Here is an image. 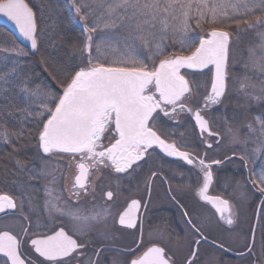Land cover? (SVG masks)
<instances>
[{
	"label": "snow or ice",
	"instance_id": "obj_1",
	"mask_svg": "<svg viewBox=\"0 0 264 264\" xmlns=\"http://www.w3.org/2000/svg\"><path fill=\"white\" fill-rule=\"evenodd\" d=\"M72 4L86 34L79 51L82 55L88 54L87 62L78 70L65 71L54 59L42 57L45 70L60 84V93L46 86L31 87L26 80L13 83L5 78V83H13L20 90L15 95L2 97L0 117L19 112L20 118L12 130L6 123H0V143L11 145L13 152H18L34 142L42 163L53 157L66 161V166L74 169V179L65 190L77 205L82 198L95 197L98 186L103 190L106 181L109 189L102 192L106 201L86 210L61 204V197L53 194L54 189L46 187L44 211L53 222L49 227L47 223L33 225L30 212L25 213L24 200L17 204L16 197L0 194V213L18 210L27 221V226L21 225L18 233L10 227L0 230V264H103L102 252L108 250L105 242L115 237L111 231H97V227L108 229L110 220L113 226L119 224L126 229L141 225V241L134 248L122 250L123 258L114 257L112 264H178L175 254L170 255V249L165 246L151 242L145 248L143 244L144 218L140 209L147 210L152 184L160 175L153 170L150 159L159 148L165 156L178 158L197 169V194L215 208L219 215L216 227H222L220 221L234 225L236 213L231 202L207 194L213 179L211 167L223 161L207 162L206 153L200 156L182 150L190 147L182 139L185 133H180L181 139L171 140L174 130L169 131L167 122L180 125L182 116H190L207 148L213 147L207 137H217L216 142L220 143L222 138L212 130L211 112L229 96L228 61L233 35L240 39L242 32H254L259 43L248 48L244 66L246 69L252 66L264 74V0H72ZM0 14L15 24L34 52L39 51L36 14L26 0H0ZM196 29L202 33L198 44L191 36ZM169 39L172 52L166 43ZM0 52L6 54L5 59L28 55L15 42L0 46ZM209 73L211 87L201 97L200 84L194 77ZM247 80L245 76L239 92L246 101L264 103V82L256 94L248 91L249 87L256 86ZM256 123L260 142L254 151L264 153V117L257 116ZM248 129L249 133L256 132L252 124ZM228 131L233 132L231 128ZM231 142L244 144L238 158L246 168L247 141H240L233 133ZM235 156L233 153L225 160ZM16 166L25 167L19 159ZM141 173L145 176L143 186L148 199L126 198V207L114 214V198L124 194L122 182L126 178L130 183ZM29 174L33 178L51 176L49 183L56 182L54 169L41 168L38 173L32 169ZM201 176L202 183H199ZM250 179L261 194L258 211L264 220V169L258 174L253 172ZM137 190H140L139 181ZM168 195L184 209L181 214L185 226L195 237L189 245L191 255L184 264H196L199 245L209 243L211 225L197 222L171 187ZM241 198L246 200L247 193L242 192ZM28 203L31 205V200ZM61 217L71 220V230L55 224ZM229 230L230 227L224 229ZM255 231L253 225V239L243 245L246 252H238L240 259L255 248ZM97 240L101 244L95 258L86 257L87 250L95 247ZM211 243L219 249L230 250L223 241L213 239ZM260 249L264 257V223Z\"/></svg>",
	"mask_w": 264,
	"mask_h": 264
},
{
	"label": "flooded vegetation",
	"instance_id": "obj_2",
	"mask_svg": "<svg viewBox=\"0 0 264 264\" xmlns=\"http://www.w3.org/2000/svg\"><path fill=\"white\" fill-rule=\"evenodd\" d=\"M208 75L209 80H204V85L202 83V85H200L201 97L206 93V90L211 87V74L209 73ZM218 112H220V106H215L211 112V118L214 121L212 130L216 133L218 132L215 129V115ZM181 119L183 122L180 125H177L172 121L167 122L169 131L174 130V135H172L170 139H181L180 133L183 132L185 133V136L182 137V139H184L190 147L182 150H186L191 152L193 155L198 154L200 156H204L206 153L207 162L217 159L223 161L221 165H212L211 167L213 179L207 194L210 196H221L222 198L229 200L232 204L231 199L227 195L217 191V187H221L222 182H226L224 176L221 177L217 175V171L222 168V165L225 162L229 161L225 160L226 156L220 157L214 154L217 152V148L212 143V140L216 142L217 137H207V142L213 145L212 148H207L206 144L202 140L199 129L195 127V121L192 120L190 116H182ZM206 135L207 134H205V136ZM228 156H233V153ZM238 156L239 155L236 154L232 160L243 163ZM44 163L45 164H41L40 162H37L36 164L35 162V165L33 164L32 166L37 170V172H39L41 168L45 171L54 169L56 182L54 184L49 183L52 179L51 176L37 175L36 178L26 176L22 178L23 182L20 185L22 190H19L16 193L18 198V200H16L17 204H19L21 200L25 201V213L28 214L30 212L33 225L37 222L41 224L47 223L49 227L53 225V222L44 211V204L47 198L45 192L46 187L54 189L53 194L61 197V204H67L69 206L75 205L87 210L92 208L94 205H103L105 203L106 198L103 197L102 192L109 189L106 181L104 182L103 190H101L98 186L95 197L89 196L87 198H82L79 205H77L74 198L70 199L68 191L65 190L66 187H71V183L74 179V169H69L66 166V161L60 160L56 157H53ZM150 163L153 170L157 171L160 175L159 178H156L152 184L151 201L148 204L147 210L145 211L144 208L140 209L144 218V247L146 248L150 246L151 242H157L162 246H165L166 249H170L169 254L171 255L174 253L176 260L179 254H182L185 262L186 258L191 255L189 245L195 237L185 226L184 217L181 214L184 209H182L168 195L169 187H171L181 204L185 206L186 210L195 220H197V222L203 221L204 223L211 225L210 230H212V213L216 216L218 221L219 215L216 214V211L212 208L210 203L201 200L197 194V169H193L190 165H187L186 162L179 160L178 158L165 156L158 148H156L152 153ZM148 175H150V173H148ZM144 179L145 176L143 173H141L138 179H133L130 183L125 178L122 182L124 194L114 198L115 204L112 205L114 214L122 211L123 208L126 207V198L148 199L147 191L143 186ZM165 179L167 180V183L164 182ZM138 181L140 185L139 191L137 190ZM199 183H202V176L200 177ZM188 185H191V187H188ZM112 189L115 190V184L112 185ZM261 198L262 197L259 199ZM29 200H31V205L28 203ZM55 224H62L68 230L72 229V222L67 217L58 218L55 221ZM220 224L223 227H228V225L223 221H220ZM21 225L27 226V221L23 220V218L19 215L18 210H7L5 213H0V230L10 227L12 231L18 233ZM105 230L111 231L115 239L105 242L108 245V250L102 252L103 264H112V259L114 257L122 259V250L129 247L134 248L136 243L141 241V225L139 223L135 229H126L119 224H115L113 226V221L110 220L108 229H104L103 226L97 227V231ZM149 233L152 234L151 238L149 237ZM161 233H163L164 238H161ZM93 239H95L94 234ZM209 240L212 241L211 236H209ZM100 244L101 242L97 240L95 247H90L87 250L86 257L95 258V251L97 248H100ZM207 244L212 246L211 242ZM193 247H195V245H193ZM178 252L180 253L178 254Z\"/></svg>",
	"mask_w": 264,
	"mask_h": 264
},
{
	"label": "rangeland",
	"instance_id": "obj_3",
	"mask_svg": "<svg viewBox=\"0 0 264 264\" xmlns=\"http://www.w3.org/2000/svg\"><path fill=\"white\" fill-rule=\"evenodd\" d=\"M28 1L30 6L33 8V11L34 7L36 8V11L34 12L36 14V21L38 27L37 38L39 39L40 37L41 39H43V45L46 48L47 44L49 43L47 42L48 37L50 38L49 28L52 25L56 16L62 15V13L64 12L60 11L57 6L53 8L54 11L52 12V8L49 6L47 0ZM58 1L59 5L62 4V1L67 4L66 17L68 19H71L73 24L77 25V17L79 18V20L80 17L77 14H74L75 8L72 4V0ZM80 24L83 30V34L81 36L82 42L77 47V70L80 66H82L83 63H86L88 59L87 53H84L82 55L79 51V49L82 47L83 42L86 39L83 24ZM197 30L198 29H196L195 32L191 33L193 41L196 44L198 43L200 38V35L198 34ZM96 39H100L99 34L96 35ZM5 43L8 46H11L13 41L11 39H8V41L5 40L4 42L0 41V46H3ZM166 43L169 45L168 51L172 52L174 49L172 46L171 39L166 41ZM258 43L259 41L256 39L254 32H252L249 38H245L243 32L241 33L240 39H237L236 36L233 35L232 40L230 41V54L228 61L229 96L224 104L219 105L220 112L215 115V129L218 132L219 137H221L222 139L220 140L219 144L212 140V143L217 148V152L214 154L220 157L228 156L232 153H236L237 155H239L244 150L243 143L233 144L231 142L233 133L238 135L240 141H247V167L245 168L242 162H238L236 160H229L225 162L222 165V168L218 169L217 171V175L221 177L224 176L226 181L222 182L221 187H217V191L224 195H227L231 199L234 207V212L236 213V222L232 226L216 227V223L218 220L216 216L212 213V230H208V235L212 237V240L214 239L217 241H223L225 247L238 252L245 250L243 248V245L246 241H249L250 239L256 206L258 204V201L260 200L259 198L261 197L259 191L253 187L250 177L252 176L253 172H256L258 174L262 169H264V153L254 151L260 142L259 127L256 123V117H262V113L264 111V103L246 101L243 96V93L239 92L241 81L245 76L248 77V80L246 81L247 83L256 86L255 89L249 87L248 91L255 92L256 94H259V88L261 86V83L264 82V74L260 73L256 68H253L252 66H249L247 69L244 66L248 57V48L251 46H255ZM16 45L19 47H23L20 44ZM176 47H178V45ZM24 49L28 51L27 48ZM28 53L31 54L29 51ZM37 53L31 55H36ZM95 54V49L93 48V55ZM5 56V53L0 52V90L7 88L9 85V83L4 82L5 78L8 81H12L13 79H16V74L19 72V65L17 64V60L19 57L8 56V58L5 59ZM194 79L198 83H200V85H204L203 81L209 80V75L197 74L195 75ZM0 100L2 101V96H0ZM17 103H19V98H17ZM249 124H252V126L256 128V132L249 133ZM229 128H231L233 132L230 133L228 131ZM35 162L36 164L37 162L45 164L41 162L40 156L37 154L36 149L35 152L32 154L29 162H23L25 167L23 169L18 168V175L15 178L16 181H14L15 184L13 183L12 187H10L8 191H0V194H13L12 196L17 198L16 193L19 190H22L20 187L23 182L22 178L30 176L29 170L34 169L32 165ZM242 192L247 193L246 200L241 198ZM262 223H264V220H261V212H259L256 228V235L258 231V235L260 234L259 237H261ZM229 227L231 230L224 231V229H227ZM260 242L257 243V246L252 249L251 253L247 254L243 259H240L239 256L231 255L223 251L222 249L217 248L214 245L209 246L207 243H201L199 245L196 263L215 264V262L218 260L219 264H264V257L261 256ZM179 253L180 252H178V254ZM177 262L178 264H184L182 254H179Z\"/></svg>",
	"mask_w": 264,
	"mask_h": 264
},
{
	"label": "trees",
	"instance_id": "obj_4",
	"mask_svg": "<svg viewBox=\"0 0 264 264\" xmlns=\"http://www.w3.org/2000/svg\"><path fill=\"white\" fill-rule=\"evenodd\" d=\"M26 1L27 3L29 2L28 0ZM47 1L49 6L52 8V12L54 11L53 8L57 6L59 10L64 13H62V15L56 16L52 25L50 26V38L48 37L47 42L49 43L47 44L46 48L43 45V39L39 37L38 53L36 55H31L28 53L27 56L18 58L17 64L19 65V72L17 71L18 73L16 74V79H13L11 82L17 83L19 81L26 80L31 87L46 86L47 88L60 93L62 92V88L60 84L49 75L48 71L45 70V66L42 63V57L54 59L58 65L65 69V71L77 70V47L82 42L81 36L83 34V30L78 17L77 25L73 24L72 20L66 17L67 4H65L64 1H62V4L60 5L58 0ZM34 11H36L35 7ZM74 14H76V11ZM197 32L200 36L202 35L199 29ZM251 34V30L248 32H243L245 38H249ZM8 39H11L13 42H15V44H18L16 43L13 35L9 33L3 26H0V41L4 42L5 40L8 41ZM13 83H9L8 87L5 88L9 90L8 92H5L4 89L0 90V96L3 97L4 95H15L18 93L20 89L19 87H14ZM0 102L3 101L0 100ZM19 118V112H15L13 116L4 114L2 117H0V123H6L7 127L12 130L18 126ZM29 126L31 127V125ZM35 149L34 142L27 147H22L18 152H13V147L11 145L0 143V191H8L9 188L12 187L13 183L15 184L14 181H16L15 178L18 175L16 160L19 159L22 162H29L32 154L35 152ZM259 235L257 231L255 240L256 246L257 243L261 241V237H259Z\"/></svg>",
	"mask_w": 264,
	"mask_h": 264
},
{
	"label": "water",
	"instance_id": "obj_5",
	"mask_svg": "<svg viewBox=\"0 0 264 264\" xmlns=\"http://www.w3.org/2000/svg\"><path fill=\"white\" fill-rule=\"evenodd\" d=\"M0 25L1 26H3V27H5L13 36H14V38L16 39V41L20 44V45H22L23 47H25V48H27L28 49V51L31 53V54H35V53H37V51H33L32 49H31V46H30V43L28 42V41H25L24 39H23V37L19 34V32H18V30H17V28H16V26H15V24L12 22V21H10L7 17H5L3 14H0ZM262 117H264V112L262 113ZM159 149V148H158ZM210 196V195H209ZM213 197H215V196H217V195H212ZM221 197V196H220ZM222 198V197H221ZM222 199H224V198H222ZM261 200H262V198L260 199V201L258 202V204H257V207H256V212H255V217H254V221H253V225H255V227H256V224H257V220H258V215H259V211H258V208L260 207V205H261ZM212 208L215 210V208L212 206ZM254 236H255V234H254ZM253 239V232H252V230H251V235H250V240L249 241H251ZM209 242H211V240H209ZM213 245V244H212ZM215 246V245H214ZM226 249H228L227 247H225ZM223 251H225L224 249H222ZM245 252L247 251V250H244ZM225 252H227V253H229V254H231V255H235V256H239L238 255V252H236V251H233V250H227V251H225Z\"/></svg>",
	"mask_w": 264,
	"mask_h": 264
}]
</instances>
